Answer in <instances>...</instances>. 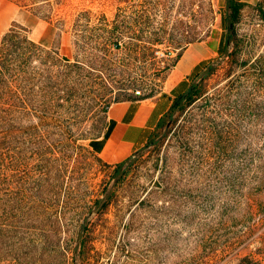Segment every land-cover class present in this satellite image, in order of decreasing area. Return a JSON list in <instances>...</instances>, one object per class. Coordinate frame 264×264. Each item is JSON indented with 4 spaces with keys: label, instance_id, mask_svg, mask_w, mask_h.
I'll list each match as a JSON object with an SVG mask.
<instances>
[{
    "label": "rangeland",
    "instance_id": "rangeland-1",
    "mask_svg": "<svg viewBox=\"0 0 264 264\" xmlns=\"http://www.w3.org/2000/svg\"><path fill=\"white\" fill-rule=\"evenodd\" d=\"M225 7L0 0L59 35L44 46L12 21L0 36V264H264V0L190 75L203 95L155 144L122 167L90 148L108 106L161 92L184 47L224 31Z\"/></svg>",
    "mask_w": 264,
    "mask_h": 264
},
{
    "label": "crops",
    "instance_id": "crops-1",
    "mask_svg": "<svg viewBox=\"0 0 264 264\" xmlns=\"http://www.w3.org/2000/svg\"><path fill=\"white\" fill-rule=\"evenodd\" d=\"M246 3L254 0H242ZM0 9V36L10 22L15 21L29 29L30 38L44 46L54 44L59 37L57 28L31 10L19 8L14 14ZM221 30H212L204 39L184 47L168 72L165 86L156 95L143 99H123L111 103L106 110V125L103 132L90 141L91 150L103 162L116 164L131 157L146 143L150 132L168 111L173 99L190 86V75L197 71L205 60L219 54Z\"/></svg>",
    "mask_w": 264,
    "mask_h": 264
},
{
    "label": "trees",
    "instance_id": "trees-1",
    "mask_svg": "<svg viewBox=\"0 0 264 264\" xmlns=\"http://www.w3.org/2000/svg\"><path fill=\"white\" fill-rule=\"evenodd\" d=\"M245 5H247V3L242 0H226V7L224 10V13L221 15V24L223 26L224 31H222V39H221L220 46L218 49L219 54L227 52L228 45L232 39L233 29L235 27V24L240 19L241 10L243 9ZM179 55L180 53L178 54V56ZM214 60L215 58L203 61L198 66V70H201L202 68H205V67L210 68L209 63ZM209 73H210V69L209 71L206 72L205 75H208ZM203 93H204L203 88L198 86V83L192 82L189 88L185 92L176 96L173 99V102L170 108L168 109V111L160 118L155 128L150 132L147 138V141L143 147H148V146H151L152 144H155L157 142V138L159 134L164 128H166L168 122L170 121L174 113L184 111L187 106L191 105L194 101H196L201 95H203ZM150 96H153V95L144 96V95H139V93H137L134 96H131L127 99L136 100V99H143V98L150 97ZM120 100H123V99H120ZM129 161H130V157L126 158L125 160L121 162L116 163L115 165L116 167H122L125 164H127ZM54 220L58 222V219L56 216ZM83 230L85 229L81 225L78 228L79 237L82 236ZM58 231L59 229H55V234ZM40 242H42V239H40ZM79 247H80V251L85 254L87 251L86 241H83V240L79 241Z\"/></svg>",
    "mask_w": 264,
    "mask_h": 264
},
{
    "label": "built area",
    "instance_id": "built-area-1",
    "mask_svg": "<svg viewBox=\"0 0 264 264\" xmlns=\"http://www.w3.org/2000/svg\"><path fill=\"white\" fill-rule=\"evenodd\" d=\"M135 154H136V152L132 153V155H131V156H135Z\"/></svg>",
    "mask_w": 264,
    "mask_h": 264
}]
</instances>
